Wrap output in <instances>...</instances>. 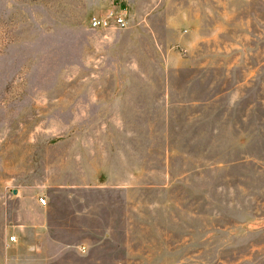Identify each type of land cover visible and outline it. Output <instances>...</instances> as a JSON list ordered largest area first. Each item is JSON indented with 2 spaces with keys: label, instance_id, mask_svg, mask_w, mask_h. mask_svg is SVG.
Listing matches in <instances>:
<instances>
[{
  "label": "rangeland",
  "instance_id": "obj_1",
  "mask_svg": "<svg viewBox=\"0 0 264 264\" xmlns=\"http://www.w3.org/2000/svg\"><path fill=\"white\" fill-rule=\"evenodd\" d=\"M49 253L264 264V0H0V264Z\"/></svg>",
  "mask_w": 264,
  "mask_h": 264
},
{
  "label": "built area",
  "instance_id": "obj_2",
  "mask_svg": "<svg viewBox=\"0 0 264 264\" xmlns=\"http://www.w3.org/2000/svg\"><path fill=\"white\" fill-rule=\"evenodd\" d=\"M91 26L97 30H111L116 29H125L127 28V22L123 14H118L117 12L111 10L107 12L104 16L93 17L91 19ZM42 205H46L44 199L40 200ZM14 241V238H13Z\"/></svg>",
  "mask_w": 264,
  "mask_h": 264
},
{
  "label": "crops",
  "instance_id": "obj_3",
  "mask_svg": "<svg viewBox=\"0 0 264 264\" xmlns=\"http://www.w3.org/2000/svg\"><path fill=\"white\" fill-rule=\"evenodd\" d=\"M39 228H41V229H44V226H40ZM49 229H50V227H49ZM45 233V231L44 230H42V235H41V238H42V240L44 239V238H47V236L44 234ZM49 241H52V242H55L56 243V241H54L52 238H47ZM15 241H16V239H15ZM112 243V242H111ZM110 243V244H111ZM31 250H40L39 249V247L38 246H32L31 247ZM84 250H86L85 248H84ZM30 251V250H29ZM28 252V251H27ZM32 252V251H31ZM83 254H85L86 252H83V251H81ZM42 255H44L43 257H45V254L44 253H42ZM62 256L60 255V254H58V253H49V255H48V258L47 259H45V264H57V262H59V260L61 261V258ZM92 261H94V260H92V259H85V263L86 264H104V263H107V261L105 260V261H96L95 263L94 262H92ZM111 262V264H119V262H117V261H110ZM109 264V263H108Z\"/></svg>",
  "mask_w": 264,
  "mask_h": 264
}]
</instances>
